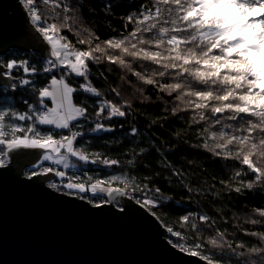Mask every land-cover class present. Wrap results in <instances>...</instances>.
I'll return each mask as SVG.
<instances>
[{"label":"snow or ice","instance_id":"1","mask_svg":"<svg viewBox=\"0 0 264 264\" xmlns=\"http://www.w3.org/2000/svg\"><path fill=\"white\" fill-rule=\"evenodd\" d=\"M18 2L26 9L27 23L41 45V61L0 58V79L8 81L3 92L16 94L24 88L34 97V102L23 97L15 105L0 106V169L8 167L21 151L40 150L39 163L31 165L29 179L51 174L60 178L59 183L49 184L51 189L66 192L95 208L112 205L123 211L121 199H130L157 218L153 209L172 201L161 195L159 187L148 186L151 178L145 177V183L130 176L123 171L119 158L92 152L91 144L85 140L88 133L119 130L123 136L106 137L105 144L111 147L122 144L127 137L135 138L130 152L124 153L127 165L135 168L137 158L154 151L163 158L162 166L171 170L170 174L189 194L193 193L192 186L184 183V173L167 160L163 141L158 144V137L151 139L147 134L158 126V121L150 120L142 132L134 120L133 103L124 99L123 90L110 86L108 91L114 99H107V92L93 86L91 68L103 61L119 66L122 72L127 69L139 87L123 75L121 80L130 90L128 94L141 103L150 99L144 95L145 86L173 98L166 113L177 116L184 112L186 123L198 125L206 133L199 137L202 142L189 146L203 147L218 160L232 162L233 174L227 181H220L223 187L237 195L253 190L264 192V0H144L134 12L126 13V26H132L131 30L118 39H107L106 48L101 47L98 36L80 26L86 9L84 0ZM119 6L115 0L104 5L108 13H114ZM74 30L80 48L74 47L65 34L71 35ZM81 34L86 38L79 39ZM106 51L111 54L105 55ZM39 77H45V82L39 83ZM97 79L107 77L100 73ZM81 92L90 94L91 104L87 99L74 102V94ZM184 101L187 106L181 107ZM125 124L129 125L127 129ZM41 126L50 128L43 132ZM71 160L85 169L88 165L115 167L120 174L93 181L86 170L80 175L87 183L78 176L74 180L65 171L77 166ZM46 162L51 164L45 166ZM129 183L130 190L106 186ZM195 192L201 194L204 189L198 187ZM251 211L254 216L247 217L246 223H264V208ZM182 221L195 232L215 229L209 243L235 258L236 264H264V233L255 246L244 241L230 243L216 218L207 212L188 211ZM162 226L170 237L166 243L179 245L183 251L181 231ZM245 234L257 236L247 230ZM203 246L194 242L197 251L190 254L200 255ZM202 259L204 264H223L214 254Z\"/></svg>","mask_w":264,"mask_h":264},{"label":"trees","instance_id":"2","mask_svg":"<svg viewBox=\"0 0 264 264\" xmlns=\"http://www.w3.org/2000/svg\"><path fill=\"white\" fill-rule=\"evenodd\" d=\"M142 2L144 0H115V4L120 6L115 8L114 13H108V10L104 7L108 3V0H84L86 9L80 19V26L89 33L98 36L101 47L106 48L104 42L107 39H118L121 34L126 35L131 30L132 26H126V13L134 12L136 6H139ZM128 5H132L133 7L130 8ZM41 8L44 9V6L41 5ZM122 21L125 23H122ZM65 34L69 36L74 47H81L74 38L76 35L75 30L71 35ZM85 38V35H79V39ZM91 47L94 48L95 44H92ZM38 53L37 51H23L18 48H10L6 53L1 54L0 58H27L30 61L40 63L41 58ZM107 54L111 53L106 51L105 55ZM118 67L107 65L103 61L99 65L92 66L91 71L94 73V76L91 77L93 86L102 93L107 92L108 95L105 97L107 99H114L108 91L110 86L123 90L125 93L124 99L131 100L133 103V109L136 113L134 120L136 126L142 132L147 129L150 120L158 121V126L148 131L149 138L155 139L158 137V144L160 141H163L162 150L165 152L167 160L172 163L175 169L184 173V183L190 184L194 191L192 194H189L181 185L179 179L170 174L171 170L162 166L163 158L154 151L149 152L142 158H137L135 168L127 165L128 157H125L124 153L130 152L135 138L127 137L123 140L122 144L111 147L105 144L106 137H122L123 133L119 130L115 133L107 134L103 132L88 133L85 140L91 144V151L104 152L110 158H119L123 165V171L136 179L144 180L145 177L151 178V183L148 186L150 188L159 187L162 190L161 195L172 201L153 210L163 225L173 227L176 231H181L183 239L180 240V243L184 245L185 249L197 251L193 247V243H202L204 246L199 250V256H212L214 254L215 258L220 259L223 264H228L229 261H231V264H236L235 258L224 254L221 249L209 243L215 236V229L212 232H195L194 229L182 221V216L188 211H192L193 213L207 212L216 218L220 231L226 232V238L230 243L234 241L239 244L241 241H244L246 245L255 246L260 239V234L264 233V223L252 225L251 223H246L245 220L247 217L254 216L251 210L264 208V192L253 190L237 195L234 192H230L228 188L223 187L220 181H227L233 174L232 162L223 159L218 160L203 147H190V144L202 142L199 137L205 136L206 133L201 131L198 125L190 126L186 123L184 118L186 117V113L179 112L177 116L172 115L170 112L166 113V106L173 104V98H170L167 94L160 92L152 86H145L144 95L149 97V100L141 103L138 99H134L128 94L130 90L123 84L121 76L123 75L124 79H132V83L136 87H139V84L135 78L131 77L127 69H124L122 72L118 70ZM100 73H104L107 79H97ZM45 79V77L37 78L41 84L45 82ZM3 87L0 86V106L15 105L23 97H27L34 102L31 92L25 91L24 88H21L18 93L12 94L10 90L7 93L3 92ZM137 95L139 94L137 93ZM85 99L91 104L90 94L82 92L74 94V102ZM186 106V101L181 102V107ZM118 123H123V121H118ZM159 125H163V127ZM128 127L129 125L125 124V129ZM49 128L50 126H41L43 132L48 131ZM176 133H180V135L177 137ZM153 134L155 135L153 136ZM168 148H171L172 151H167ZM71 162L77 163V166L69 168L67 173L74 178L78 176L80 180H84L86 183L85 177L80 175L86 170L87 175L92 177L93 181L100 177L106 178L110 174H120V169L115 167L105 168L99 165H88L85 169L80 166L79 162L75 160H71ZM145 164L148 167H144ZM73 174L77 175L73 176ZM56 179L59 180L60 178L57 177ZM144 182L148 183L147 180H144ZM106 186L131 189L130 183L109 184ZM213 186L214 191L212 190ZM198 187L203 188L204 192L197 194L195 189ZM190 195L191 199H189ZM196 222L199 223L198 221ZM245 230L249 233L256 232L257 236L247 235L245 234ZM167 237L168 239L170 238L169 236Z\"/></svg>","mask_w":264,"mask_h":264},{"label":"water","instance_id":"3","mask_svg":"<svg viewBox=\"0 0 264 264\" xmlns=\"http://www.w3.org/2000/svg\"><path fill=\"white\" fill-rule=\"evenodd\" d=\"M25 12L18 0H0V55L41 51ZM39 156L21 151L0 169V264H204L166 243L163 224L133 200L121 199L123 211L95 208L51 189L45 180L54 175L29 179L25 167Z\"/></svg>","mask_w":264,"mask_h":264},{"label":"rangeland","instance_id":"4","mask_svg":"<svg viewBox=\"0 0 264 264\" xmlns=\"http://www.w3.org/2000/svg\"><path fill=\"white\" fill-rule=\"evenodd\" d=\"M49 106H51V105H49ZM34 162H36V163H39V160L38 159H36ZM71 162V161H70ZM33 163H31V164H29L27 167H25V170H24V175L25 176H29V174H30V172H31V165H32ZM51 164V162H46L45 163V166H49ZM59 167H61L62 168V166H59ZM66 171V173H67V171H68V169L67 170H65ZM67 175L69 176V177H71L72 179H76V178H74V177H72V175H70V174H68L67 173ZM57 177L56 176H54V177H51V178H48V179H46L45 180V183L49 186V184L50 183H59V180L58 179H56ZM64 193H66V192H64ZM177 247H179V245H177ZM180 248V247H179ZM184 250L185 251H187V252H192V251H190V250H188V249H185V247H184Z\"/></svg>","mask_w":264,"mask_h":264}]
</instances>
